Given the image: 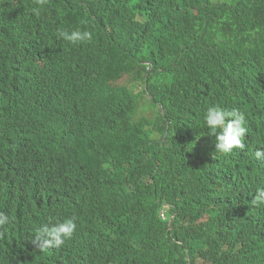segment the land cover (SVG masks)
Masks as SVG:
<instances>
[{"label": "trees", "instance_id": "16d2710c", "mask_svg": "<svg viewBox=\"0 0 264 264\" xmlns=\"http://www.w3.org/2000/svg\"><path fill=\"white\" fill-rule=\"evenodd\" d=\"M134 1L138 9L130 12L124 0H99L94 14L90 0H48L37 17L36 0H0V160L25 158L35 196L27 204L35 215L37 197L54 187L78 188V197L87 199L131 184L115 190L126 202L121 212L106 204L100 224L73 241L59 264H129L108 247L103 229L113 233L121 218L136 223L138 264H264V206L251 203L264 188V157L255 156L264 148V0H235L250 4L246 28L224 23L217 38L188 35L183 41L191 50L172 60L160 56L168 49L149 40L148 23H136L145 0ZM105 28L115 32L116 44ZM77 29L92 32V40L58 38L60 30ZM144 53L164 62L166 72L157 80L150 73L149 81L181 79L175 93L193 88L195 106L161 104L164 113L129 125L120 100L145 79ZM214 106L244 113L247 147L216 150L203 123ZM168 125L184 132L166 139ZM53 132L67 146L50 142L46 134ZM21 146L22 158H15ZM129 153L136 170L125 165ZM161 154L165 162L154 169ZM15 225L12 219L0 226L7 264H41L28 259L29 246L15 238Z\"/></svg>", "mask_w": 264, "mask_h": 264}, {"label": "clouds", "instance_id": "9594fccd", "mask_svg": "<svg viewBox=\"0 0 264 264\" xmlns=\"http://www.w3.org/2000/svg\"><path fill=\"white\" fill-rule=\"evenodd\" d=\"M97 1L99 0H90L94 14L97 13ZM124 1L130 12L138 9L134 0ZM47 2L48 0H36L40 7L33 8L32 11L37 17ZM211 5L217 9H210ZM249 7L250 4H239L235 0H145V3L139 6L142 12L136 17V23L143 25L148 23V27L152 28L149 40L168 49L169 53L160 56L169 54L172 60L191 50V46L183 41L188 35L205 33L206 36L217 38L218 29L224 23L226 25L229 23L232 28L235 23H239L241 27L246 28L247 20L244 17ZM2 13L6 14L4 16L9 21V15L6 12ZM259 15H261L260 24L264 36V10ZM105 33L112 39L111 43L116 44L115 32L105 28ZM92 37V32L86 30H60L58 32V38L72 44L91 41ZM102 44H107V42L102 41ZM142 60L146 68L145 79L139 83L136 91L130 92L126 98L121 97L120 100L123 108L128 112L129 125L136 123L142 117L154 118L159 111L164 113L161 104L175 103L183 107L195 106L193 88L188 87L187 90L175 93L184 86L181 79L155 83L149 81L150 73L155 80L166 77V72L162 68L164 62L156 61L150 53H144ZM127 77L126 75L123 79ZM187 84L191 85L189 81ZM261 90L264 92V79L261 81ZM150 109L154 110V116L147 114ZM203 123L208 130L207 135L215 137L217 151L231 154L234 149L242 150L247 147L246 140L249 138V131L245 126L243 112L228 111L219 106L210 107L204 114ZM172 131L176 134L184 132L180 125H168L165 130L166 139L170 138ZM46 135L54 145L67 146L63 143L62 135L55 132L52 135ZM23 148L21 146L16 149L15 158H22L19 152ZM255 156L257 159L264 157V148L257 149ZM164 162L162 154L159 158L155 156L154 169ZM125 165L136 170L130 153L125 159ZM33 184L34 178L26 173L25 158L18 163L0 160V226L11 223L12 219L15 224L20 223L18 227L15 225V238L27 242L28 259L37 260L41 264H59L67 259L71 253L68 246L73 241L81 239L89 230L90 225L100 224L99 216L106 209V204L113 205L110 209L113 212H121L122 207L126 205L124 199L121 200L114 196L116 188L121 185L131 186V184L119 183L87 199L78 197V188L67 190L54 187L51 195L37 197L35 211L38 215H35L31 211V205L27 204V200L35 197L33 196ZM251 203L256 207L264 206V188L257 189ZM162 215L166 217L165 210H162ZM135 224L130 221L125 223V220L121 218L111 225L113 233L110 232L109 227L103 228L110 238L108 247L114 253H119L127 259L129 264H138L136 262L138 259L137 245L141 237L136 235ZM142 229L145 231V224ZM32 236H35L34 239ZM115 258H117L116 255ZM9 262V252H0V264Z\"/></svg>", "mask_w": 264, "mask_h": 264}, {"label": "rangeland", "instance_id": "374dc122", "mask_svg": "<svg viewBox=\"0 0 264 264\" xmlns=\"http://www.w3.org/2000/svg\"><path fill=\"white\" fill-rule=\"evenodd\" d=\"M147 114L150 116H154L155 112H154V110L150 109L149 111H147Z\"/></svg>", "mask_w": 264, "mask_h": 264}]
</instances>
